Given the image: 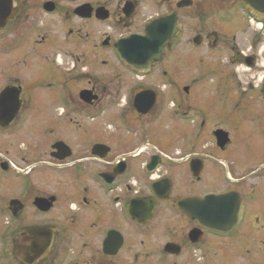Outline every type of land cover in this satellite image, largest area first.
I'll use <instances>...</instances> for the list:
<instances>
[{"label": "flooded vegetation", "instance_id": "1", "mask_svg": "<svg viewBox=\"0 0 264 264\" xmlns=\"http://www.w3.org/2000/svg\"><path fill=\"white\" fill-rule=\"evenodd\" d=\"M154 1L0 0V264H264V18Z\"/></svg>", "mask_w": 264, "mask_h": 264}, {"label": "water", "instance_id": "2", "mask_svg": "<svg viewBox=\"0 0 264 264\" xmlns=\"http://www.w3.org/2000/svg\"><path fill=\"white\" fill-rule=\"evenodd\" d=\"M255 14L264 18V0H242ZM179 6H185L180 3ZM87 6H81L83 14ZM177 14L170 13L145 24V34H135L122 38L117 43L120 57L129 65L140 68L142 65L158 62L179 31ZM199 43V41H198Z\"/></svg>", "mask_w": 264, "mask_h": 264}, {"label": "rangeland", "instance_id": "3", "mask_svg": "<svg viewBox=\"0 0 264 264\" xmlns=\"http://www.w3.org/2000/svg\"><path fill=\"white\" fill-rule=\"evenodd\" d=\"M140 1H141V3H140L141 8L139 10V12H140L139 17L140 18L141 17L144 18L149 14H155L156 12H161V10H162V7L159 8V5L157 3H155L154 0H140ZM198 1H208V0H198ZM238 16L239 17H241V16L246 17V15L243 12V9H241V16H240V14ZM140 22H141V20H140ZM140 22H139V25H140ZM197 23H200V21H198ZM239 28H240V30L238 32L236 31L237 26H236L235 30L232 29L231 31H229V36H225V35H221V36L223 38L228 37L230 44L235 45L234 40H233V33H236L237 41L240 42V44H241V39H243L244 34H246V32H245L246 30H244V29L242 30V27H239ZM261 50L264 51V46L262 47Z\"/></svg>", "mask_w": 264, "mask_h": 264}]
</instances>
